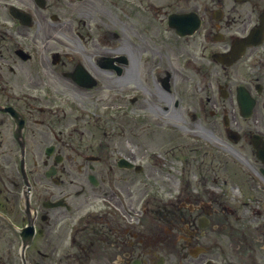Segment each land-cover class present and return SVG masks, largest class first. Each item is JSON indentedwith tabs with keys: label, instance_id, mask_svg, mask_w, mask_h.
I'll return each instance as SVG.
<instances>
[{
	"label": "flooded vegetation",
	"instance_id": "af4514ba",
	"mask_svg": "<svg viewBox=\"0 0 264 264\" xmlns=\"http://www.w3.org/2000/svg\"><path fill=\"white\" fill-rule=\"evenodd\" d=\"M0 264H264V0H0Z\"/></svg>",
	"mask_w": 264,
	"mask_h": 264
},
{
	"label": "rangeland",
	"instance_id": "374dc122",
	"mask_svg": "<svg viewBox=\"0 0 264 264\" xmlns=\"http://www.w3.org/2000/svg\"><path fill=\"white\" fill-rule=\"evenodd\" d=\"M185 125H186V123H185ZM206 125L209 127V128H212V126H210L209 124H207L206 123ZM128 126V125H127ZM192 126H194L193 124H192ZM192 126H190V127H192ZM127 128V127H126ZM133 129H134V126H133ZM121 130H124L125 131V128H123V127H117V129L115 128V129H108V130H106L109 134L112 132V133H115L116 135H115V137H116V141L115 142H117V144L119 143V141H120V138H122L121 136H123V134H122V131ZM126 133V132H125ZM121 135V136H120ZM126 135H127V133H126ZM187 135V133L185 132V136ZM104 138H106V141L109 139V137L108 136H104ZM125 138V137H124ZM144 140H147L146 138H143ZM154 143V142H153ZM164 141H163V143L162 142H160V145L159 146H156L155 144H150V147L148 146V148L147 147H145L144 149L143 148H140L141 149V151H139L138 153H137V155L138 156H140L141 158H140V160H142L143 161V164L144 165H152V164H156V165H158L155 161H157V162H159V161H161V158H163V157H166V160H165V162H164V164H171V165H173V164H177L179 161H178V159L180 158V157H182V155H189V156H192L193 154H197V155H199L200 153H199V151H197V150H195L194 149V147H195V142H191V141H189L187 138H186V140L184 141V143L186 144V145H188V146H186V147H181V149H179V147L178 146H176L175 148H172L171 149V151L170 152H167V154L165 155V156H160V157H158V158H156V157H154L152 154H151V151L152 150H157L160 154L161 153H163L166 149H167V147H169L168 145H167V143H165L166 144V146H163L164 145ZM116 144V145H117ZM159 144V143H158ZM111 146V148L113 147V145L111 144L110 145ZM110 148V147H109ZM147 149L149 150V152H147ZM172 152H175V154H173ZM184 157V156H183ZM163 162V161H162ZM161 165H162V163H161ZM178 166V165H177ZM173 167V166H172ZM171 171H173V173L175 172V173H177V169H175L174 167L172 168V170ZM165 192H166V190L167 189H165V188H162ZM160 216L162 217V215L160 214Z\"/></svg>",
	"mask_w": 264,
	"mask_h": 264
}]
</instances>
